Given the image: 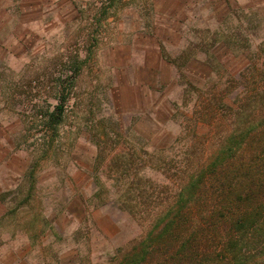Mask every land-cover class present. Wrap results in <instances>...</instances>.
I'll use <instances>...</instances> for the list:
<instances>
[{"label":"rangeland","instance_id":"374dc122","mask_svg":"<svg viewBox=\"0 0 264 264\" xmlns=\"http://www.w3.org/2000/svg\"><path fill=\"white\" fill-rule=\"evenodd\" d=\"M217 1L218 8L213 0H138L135 10L104 3L62 9L59 33L41 42L23 25L40 11L12 17L5 31L9 71L0 73L10 82L0 88V264H113L174 196V166L186 152L206 157L219 146L220 102H212L213 111L203 103L211 102L210 91L227 92L235 111L248 97L263 102L264 0ZM98 18L106 22L101 30ZM121 18L136 26L141 20L145 47L114 35ZM162 46L166 61L176 63L161 59ZM118 47L149 66L124 74L107 66L100 73L98 53L109 61ZM85 58L66 82L64 111L51 129L47 118L60 82ZM117 81L126 88L115 87ZM164 157L173 160L172 171L159 165ZM255 242L237 249L242 259L229 254L209 263H263L264 226Z\"/></svg>","mask_w":264,"mask_h":264},{"label":"trees","instance_id":"16d2710c","mask_svg":"<svg viewBox=\"0 0 264 264\" xmlns=\"http://www.w3.org/2000/svg\"><path fill=\"white\" fill-rule=\"evenodd\" d=\"M73 77L60 82L58 103L47 118L51 129L61 120L57 114L64 111L66 82ZM210 95L211 102H203L206 111L207 105L213 111V101L220 102L221 119L215 113L219 146L206 157L186 152L174 166V196L163 201L145 236L113 264H213L229 254L238 258L237 249L255 242L264 226V100L257 104V95L248 97L235 111L227 92ZM172 161L164 157L159 165L170 171Z\"/></svg>","mask_w":264,"mask_h":264},{"label":"crops","instance_id":"0c3cea01","mask_svg":"<svg viewBox=\"0 0 264 264\" xmlns=\"http://www.w3.org/2000/svg\"><path fill=\"white\" fill-rule=\"evenodd\" d=\"M107 1V2H106ZM138 0H0V73L2 76L5 75V70L7 69L9 71L8 65L10 64V58H11V49L8 47L9 42L11 41L10 35L8 32L5 31H10V28L12 27V17L17 16L18 13L20 12V16L26 17L27 10H34L35 11H40L39 16H35L33 18H28V19H23V25L24 26H31V31L34 32L35 35H37L38 41H43L46 38V35L49 34V37L47 40H53L55 36L59 33V21L57 19L59 12L62 9H90L95 6V4H102L104 3V8H116L119 6V8H122L124 6H127L128 4L130 5V8L133 10L137 9L136 4ZM152 1V0H148ZM256 5L257 2L255 0H252ZM109 3V4H107ZM136 3V4H135ZM218 4H220L217 0H213L212 6L218 8ZM102 7V6H101ZM13 10L16 11L15 14H13ZM103 19H106V16L104 15L102 17ZM102 18H98L95 22V27L97 28H103V26H106L105 20H102ZM136 24L137 26L134 25V21L131 23H128V21L124 18H121L116 27H115V32L114 35L117 36L119 39L120 36V41L127 42L128 46L130 43L129 41H132V44L134 41H138V45L140 47L143 45L144 47L146 46V39L148 37H143L140 34L143 32L141 31L144 29V24L140 23L138 21ZM21 24V22H20ZM130 24V25H129ZM99 30V31H100ZM144 31V30H143ZM102 33H105L104 30H102ZM131 36H127V35ZM23 35V36H22ZM119 35V36H118ZM20 37H25V33L20 32L19 33ZM134 36V38H132ZM147 36V35H146ZM130 37V38H129ZM132 38V40H130ZM225 42V41H221ZM227 44V43H226ZM228 45V44H227ZM131 46V45H130ZM131 48V47H130ZM118 50H115L113 54L110 55V60L108 61L107 55L105 54L104 51H100L97 55V67L99 68V72L102 73V69H105L107 66H114L115 73H126L128 71V68L132 67L133 72H136L135 70L139 69L142 71H145L146 68L149 66L148 60H145L143 62L135 61L134 55L132 54L129 56L128 51L124 52V54H121L119 51V47L117 48ZM140 50V49H139ZM144 52V57H148L150 54V50L147 49H142ZM154 51V50H152ZM161 54V59L166 61L165 59V49L164 46L161 47V50H159ZM140 56V55H139ZM130 58V59H129ZM87 58L83 59L82 61L80 60L79 64L76 66L75 69V75L74 78L77 77V74L80 72L82 69V65L86 64ZM162 62V61H161ZM167 63L174 64L176 61L173 60H167ZM84 67V66H83ZM74 74V72H73ZM6 78V77H5ZM129 82V81H128ZM9 84L10 82L7 81L4 82V79L0 80V88L9 89ZM125 83L122 81H117L115 84V87H118L119 90H124L126 87H124ZM135 84V80L132 79V85ZM137 84L143 88L148 86L143 82L139 81ZM152 88V87H151ZM1 104V103H0ZM4 116V111L0 110V118ZM9 167H12L13 165L11 162L7 164Z\"/></svg>","mask_w":264,"mask_h":264}]
</instances>
